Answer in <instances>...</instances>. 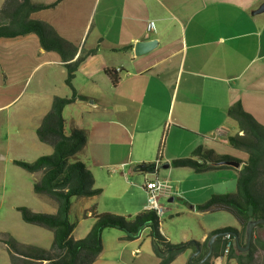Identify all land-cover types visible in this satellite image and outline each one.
Here are the masks:
<instances>
[{
	"label": "crops",
	"instance_id": "obj_1",
	"mask_svg": "<svg viewBox=\"0 0 264 264\" xmlns=\"http://www.w3.org/2000/svg\"><path fill=\"white\" fill-rule=\"evenodd\" d=\"M32 1L55 2L32 12L30 17L48 23L76 45L74 59L81 50L95 49L78 65L72 81L76 91L88 99L75 100L63 109L66 130L77 127L86 133V143L75 158L85 164L93 175L94 186L101 189L98 195L75 197L80 211L76 225L83 234L94 223L89 212L92 206L96 212H110L99 202L106 186L99 184L102 159L105 165L120 170L132 162L127 171H137L143 178L137 202L132 197V209L127 211L130 213L125 211L129 198L117 201L122 209L116 212L124 217L131 218L144 209L143 183L153 178L167 180L172 187V195L161 202L183 199L189 212L200 216L211 211H198L197 204L212 194L235 191L242 162L238 167L203 172L169 164L149 173L136 166L188 156L200 144L218 154L247 159L246 152L227 142L228 136L242 132L226 115V109L239 101L244 110L264 124V0ZM65 76L59 55L43 50L35 34L0 38V108L9 106L14 96L23 95L17 110L25 112L24 118L35 136L53 97L71 94ZM111 76L118 77L116 84ZM128 139L132 152L126 161L112 146ZM51 151L50 146L47 154ZM121 173L123 176L125 172ZM43 200L49 202L45 211L54 213V203ZM164 225L160 220V231L172 242ZM233 227L239 228L237 221ZM75 228L71 235L78 239L82 235L74 236ZM212 230L203 222L197 236L183 234L181 241L194 239L202 243ZM125 235L123 230L104 228L102 249L92 264L158 263L149 227H143L134 239H126ZM252 237L264 241L262 224L254 227ZM0 249V264H10L1 241ZM193 252L186 249L170 264H186ZM261 253L264 255V251ZM262 261L255 264H264ZM211 264L237 262L212 257Z\"/></svg>",
	"mask_w": 264,
	"mask_h": 264
},
{
	"label": "trees",
	"instance_id": "obj_2",
	"mask_svg": "<svg viewBox=\"0 0 264 264\" xmlns=\"http://www.w3.org/2000/svg\"><path fill=\"white\" fill-rule=\"evenodd\" d=\"M52 3H37L32 0H4L0 5V38H13L33 33L38 37L41 48L56 52L65 68V84L70 88L69 96H54L49 110L41 118L35 132L37 139L50 145L52 151L40 155L33 161L21 159L13 163L29 173L38 174L33 179L32 191L42 199L52 201L54 213L36 212L27 206H17L21 219L30 224L44 227L52 232V243L49 249L17 240L8 232L0 233L10 264H92L102 249L101 232L104 228L113 227L125 231L126 239H134L143 227H149L152 251L158 258L157 264H170L177 255L186 249L196 251L208 250L210 236L218 235L212 243L211 254L203 264H211L212 257L234 259L237 264H255L263 259L264 241L251 239L247 251H239L234 241L229 252L224 255L226 234H237L239 245L245 244V227L248 221L264 219V124L259 123L242 107L239 101L226 109V115L233 119L242 132L230 135L227 142L230 146L247 153L245 161L228 154H218L204 145L196 146L188 156L170 160L171 167H189L194 172H203L221 168H231L228 161L242 162L236 179V189L230 193L212 194L207 200L197 204L198 211L223 209L231 212L239 224L219 227L210 231L200 243L194 239L170 242L160 231V218L153 211L143 209L133 217L118 216L110 213H99L95 206L89 209L94 223L83 238L74 239L71 235L74 224L69 219L71 199L73 197H90L98 195L101 189L94 186V178L85 164L75 158L86 143L83 129L72 127L66 130L63 109L75 100H86L88 96L80 94L73 86V79L78 65L95 49L77 53V46L61 37L48 23L33 19L34 11L51 7ZM116 84L117 76H111ZM261 226V224H259ZM195 263L193 257L186 264Z\"/></svg>",
	"mask_w": 264,
	"mask_h": 264
},
{
	"label": "rangeland",
	"instance_id": "obj_3",
	"mask_svg": "<svg viewBox=\"0 0 264 264\" xmlns=\"http://www.w3.org/2000/svg\"><path fill=\"white\" fill-rule=\"evenodd\" d=\"M3 1L0 0V5ZM14 97L9 106L0 108V233L8 232L21 242L49 249L52 243V232L44 227L24 222L16 209L17 206L24 205L36 212H46L49 202L33 193L34 175L15 165L13 160L33 161L40 155H46L50 146L37 139L35 133H32L34 131L31 130V125L24 118L27 117L25 112L17 110L22 103L23 95ZM112 149H117L119 155L128 161L132 144L128 139L123 143L114 144ZM104 161L106 160L102 159L100 164L103 166L99 172L101 175L99 184L106 185L99 196L101 207L110 211L105 213L122 216L116 212L117 209H122L117 201L121 197L129 198L130 203L125 211L130 213L127 211L132 209V197L137 202L136 193L137 190H142L143 178H140L141 174L137 171L134 173L127 171L132 166V162H128V165L120 170L112 168L113 165H105ZM120 172H125L126 176L124 174L121 176ZM109 177L112 178L109 180ZM76 200L75 197L71 199L69 217L76 226L74 236L82 235L80 238H83L85 234L81 232L80 225H76V215L80 212ZM177 202L174 200L166 204V201H162L164 206H169L170 210L166 211L160 220L165 224L167 231H170L172 242H180L183 234L189 237L197 236L203 222L211 229L236 225L235 217L227 210L218 209L200 216L198 213L189 212L190 209L183 199ZM87 220L91 221V219ZM1 254L0 249V256ZM3 258H5V252Z\"/></svg>",
	"mask_w": 264,
	"mask_h": 264
},
{
	"label": "built area",
	"instance_id": "obj_4",
	"mask_svg": "<svg viewBox=\"0 0 264 264\" xmlns=\"http://www.w3.org/2000/svg\"><path fill=\"white\" fill-rule=\"evenodd\" d=\"M119 71V68L116 69ZM143 188L146 193V201L144 208L155 209L159 218L162 217L166 211L167 207L161 202V199H168L172 195V187L167 180H160L158 178H153L150 180H145L143 183ZM234 241V235L226 234V244L224 247V255L229 252V249Z\"/></svg>",
	"mask_w": 264,
	"mask_h": 264
},
{
	"label": "water",
	"instance_id": "obj_5",
	"mask_svg": "<svg viewBox=\"0 0 264 264\" xmlns=\"http://www.w3.org/2000/svg\"><path fill=\"white\" fill-rule=\"evenodd\" d=\"M143 49V48H141ZM226 164H229L231 166H235L238 167L239 163L236 161H228L225 162ZM162 167V168H167L169 166V162H165L162 164H159L157 160H154L152 162L149 163H141L138 164L136 166V169L140 170V171H145V172H149V173H155L157 167ZM258 224H262L264 226V219L263 218H258V219H254V220H250L247 222L246 227H245V236H246V240H245V244L243 246L239 245V240H238V235L237 234H233L234 235V244L235 247L237 248V250L239 251H246L249 249L250 247V241L252 239V235H253V229L256 225ZM222 233H216L210 236L209 240L207 241V247L208 250L205 254L204 258H207L210 254H211V250H212V243L214 242L215 238L218 235H221ZM199 248H196V251H194L189 258V261H191V259L198 253ZM201 262L198 263H192V264H200Z\"/></svg>",
	"mask_w": 264,
	"mask_h": 264
},
{
	"label": "flooded vegetation",
	"instance_id": "obj_6",
	"mask_svg": "<svg viewBox=\"0 0 264 264\" xmlns=\"http://www.w3.org/2000/svg\"><path fill=\"white\" fill-rule=\"evenodd\" d=\"M206 252H207V251H206ZM206 252H204V250H203L202 248H200V249L198 250V253L194 256V258H195V263H198V262H201L200 264L205 263V261H206L207 258L209 257V256H208L207 258H204Z\"/></svg>",
	"mask_w": 264,
	"mask_h": 264
},
{
	"label": "bare ground",
	"instance_id": "obj_7",
	"mask_svg": "<svg viewBox=\"0 0 264 264\" xmlns=\"http://www.w3.org/2000/svg\"><path fill=\"white\" fill-rule=\"evenodd\" d=\"M144 209L147 210V211L155 212V214L159 217V214H158V212L155 209H149V208H144Z\"/></svg>",
	"mask_w": 264,
	"mask_h": 264
}]
</instances>
